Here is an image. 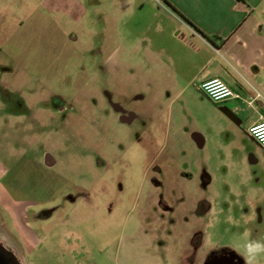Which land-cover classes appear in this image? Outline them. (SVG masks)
<instances>
[{
    "label": "rangeland",
    "instance_id": "1",
    "mask_svg": "<svg viewBox=\"0 0 264 264\" xmlns=\"http://www.w3.org/2000/svg\"><path fill=\"white\" fill-rule=\"evenodd\" d=\"M103 1L118 22L90 8L87 29L0 45V242L22 264H209L229 252L264 264V147L225 129L215 103L166 86L168 56L187 43L173 21ZM262 107L241 109L253 119Z\"/></svg>",
    "mask_w": 264,
    "mask_h": 264
},
{
    "label": "crops",
    "instance_id": "2",
    "mask_svg": "<svg viewBox=\"0 0 264 264\" xmlns=\"http://www.w3.org/2000/svg\"><path fill=\"white\" fill-rule=\"evenodd\" d=\"M127 3L133 7L135 19L137 15L146 20L165 16L173 21V33L187 41L183 49L168 56L167 67L174 68L176 75L165 80L167 87L177 88L182 101L193 96L214 105L201 86L220 79L239 95L215 103L219 118L227 123L225 129L247 132L250 136L249 129L264 122V0H130ZM106 4L103 0H0V21L3 20L0 45L20 46L31 34L36 40H46L55 37L58 31L69 36L87 29L90 8H96L90 13L96 23L103 19L110 24L118 22V15L101 10ZM13 9L19 14H12ZM59 12L62 13L58 16ZM118 30L112 25L100 31ZM130 35L139 38L145 34L130 28ZM161 51L169 53L165 49ZM243 105L263 107L252 119L243 116ZM195 132L193 140L202 149L207 145L205 135L200 130Z\"/></svg>",
    "mask_w": 264,
    "mask_h": 264
},
{
    "label": "built area",
    "instance_id": "3",
    "mask_svg": "<svg viewBox=\"0 0 264 264\" xmlns=\"http://www.w3.org/2000/svg\"><path fill=\"white\" fill-rule=\"evenodd\" d=\"M202 92L214 103H223L230 99L239 98L225 82L214 79L201 86ZM250 136L262 147H264V122L255 124L249 129Z\"/></svg>",
    "mask_w": 264,
    "mask_h": 264
},
{
    "label": "flooded vegetation",
    "instance_id": "4",
    "mask_svg": "<svg viewBox=\"0 0 264 264\" xmlns=\"http://www.w3.org/2000/svg\"><path fill=\"white\" fill-rule=\"evenodd\" d=\"M115 108H116V110H120V108L118 106H115ZM118 119L121 120L124 124L129 123V122L130 123L133 122L132 117L131 118L126 117L124 115H120L118 117ZM48 162H51V161L49 160ZM253 163H257V161L255 159H253ZM203 182L204 183H210V178L208 176H205V179ZM161 205L166 211L170 210V208L165 204V202H162ZM197 207H198V209H206V210L209 208L208 205L201 203V202L197 205ZM53 212L54 211H50V212H48V214L50 215ZM199 231H200L199 229H194L192 238L190 240L191 241L190 243L192 245V251H190V258L189 259L192 262H195L197 260V258H198L197 252H198V250L201 247L202 242H203V236L201 233H199ZM230 254H232V256ZM208 258H209V264H238L237 263L238 260L236 259V254L233 252H229L228 254L215 253V254H211Z\"/></svg>",
    "mask_w": 264,
    "mask_h": 264
},
{
    "label": "water",
    "instance_id": "5",
    "mask_svg": "<svg viewBox=\"0 0 264 264\" xmlns=\"http://www.w3.org/2000/svg\"><path fill=\"white\" fill-rule=\"evenodd\" d=\"M0 264H22L14 250L0 242Z\"/></svg>",
    "mask_w": 264,
    "mask_h": 264
}]
</instances>
